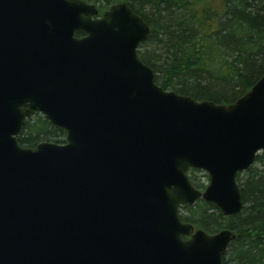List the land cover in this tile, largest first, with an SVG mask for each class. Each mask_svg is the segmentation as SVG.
I'll return each instance as SVG.
<instances>
[{
	"label": "water",
	"instance_id": "95a60500",
	"mask_svg": "<svg viewBox=\"0 0 264 264\" xmlns=\"http://www.w3.org/2000/svg\"><path fill=\"white\" fill-rule=\"evenodd\" d=\"M92 9L0 0V264H223L232 231H195L179 209L241 213L237 177L264 151V76L231 105L166 91L138 55L143 18ZM35 114L63 144H19Z\"/></svg>",
	"mask_w": 264,
	"mask_h": 264
},
{
	"label": "trees",
	"instance_id": "16d2710c",
	"mask_svg": "<svg viewBox=\"0 0 264 264\" xmlns=\"http://www.w3.org/2000/svg\"><path fill=\"white\" fill-rule=\"evenodd\" d=\"M150 28L139 57L166 91L231 105L264 76V0H134ZM65 132L41 115L26 121L19 144H63ZM198 173H201V177ZM193 185L204 190L209 177L191 171ZM206 181H204V179ZM237 181L243 209L224 216L203 200L180 209L181 220L207 234L232 231L223 264H264V151Z\"/></svg>",
	"mask_w": 264,
	"mask_h": 264
},
{
	"label": "flooded vegetation",
	"instance_id": "af4514ba",
	"mask_svg": "<svg viewBox=\"0 0 264 264\" xmlns=\"http://www.w3.org/2000/svg\"><path fill=\"white\" fill-rule=\"evenodd\" d=\"M83 2L89 7H92L95 11V14L91 15L93 20H100L105 17V15L111 11L114 7L120 5H127L129 9L133 11V13L141 16L137 13L136 9H133L134 0H79Z\"/></svg>",
	"mask_w": 264,
	"mask_h": 264
},
{
	"label": "rangeland",
	"instance_id": "374dc122",
	"mask_svg": "<svg viewBox=\"0 0 264 264\" xmlns=\"http://www.w3.org/2000/svg\"><path fill=\"white\" fill-rule=\"evenodd\" d=\"M198 174H199L201 177H203L201 173H198ZM203 179H204V178H203ZM204 181H206V180L204 179ZM207 184H208V182H207Z\"/></svg>",
	"mask_w": 264,
	"mask_h": 264
}]
</instances>
